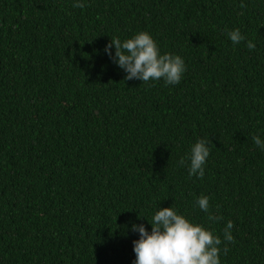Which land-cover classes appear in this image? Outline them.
<instances>
[{
    "label": "trees",
    "instance_id": "16d2710c",
    "mask_svg": "<svg viewBox=\"0 0 264 264\" xmlns=\"http://www.w3.org/2000/svg\"><path fill=\"white\" fill-rule=\"evenodd\" d=\"M76 2L0 0V264H134L159 207L219 236L220 264H264V0ZM142 31L183 58L178 84L106 53Z\"/></svg>",
    "mask_w": 264,
    "mask_h": 264
},
{
    "label": "clouds",
    "instance_id": "9594fccd",
    "mask_svg": "<svg viewBox=\"0 0 264 264\" xmlns=\"http://www.w3.org/2000/svg\"><path fill=\"white\" fill-rule=\"evenodd\" d=\"M85 5L77 0L74 8ZM241 7H244L242 4ZM234 44L245 39L239 29L227 33ZM115 47L114 60L126 73L125 80L139 79L143 83L150 80L163 79L166 85L178 84L185 71V62L179 55L160 54L158 46L148 32H139L132 38L121 42L119 38L111 39L105 51L111 57V49ZM255 44L247 42V48L255 49ZM254 143L264 150V142L259 136H253ZM206 141L197 140L190 150L189 175L204 177L203 165L209 156ZM179 164L183 166L182 157ZM199 208L209 213V197L200 196L197 201ZM139 218V217H138ZM210 221L222 219L209 213ZM149 222V221H148ZM151 232L143 224L133 225V230L140 234L133 241L136 256L134 264H220L219 253L221 239L202 225L190 222L184 215L178 214L172 207L160 208L152 217ZM233 222L228 221L224 229V240L234 242L231 234Z\"/></svg>",
    "mask_w": 264,
    "mask_h": 264
}]
</instances>
